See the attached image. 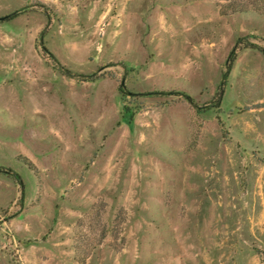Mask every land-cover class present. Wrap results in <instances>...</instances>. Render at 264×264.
<instances>
[{"label":"rangeland","instance_id":"rangeland-1","mask_svg":"<svg viewBox=\"0 0 264 264\" xmlns=\"http://www.w3.org/2000/svg\"><path fill=\"white\" fill-rule=\"evenodd\" d=\"M231 1L0 0V264H263L264 12Z\"/></svg>","mask_w":264,"mask_h":264},{"label":"trees","instance_id":"trees-1","mask_svg":"<svg viewBox=\"0 0 264 264\" xmlns=\"http://www.w3.org/2000/svg\"><path fill=\"white\" fill-rule=\"evenodd\" d=\"M250 9H255V10H259V11L264 12V0H232L226 6V10L224 11V13H226V11L245 13V12L249 11ZM44 50H45V52H47V50L45 48H44ZM60 69L62 72L66 71L61 66H60ZM66 73L69 77H72V78L76 77V74H74L70 71H66L65 74ZM122 87H124V86H122ZM124 93H125L124 94L125 97H129L130 95H132L130 92H127L126 90L124 91ZM171 93H175V92H171ZM178 95L184 96L192 105H194L195 102L191 98V96L180 94V93ZM124 110H125V113H124L123 119L125 122H127L128 125H132L135 117L141 112L140 108L133 106V105L129 106V104H128V106H125ZM22 159H23V162H25L29 167L32 166L31 161L28 158L22 157ZM5 171H6L5 168L0 167L1 173L5 172ZM9 172H11L14 177L18 178V181L22 185L21 178L16 173L12 172L11 170H9ZM258 253L261 254V257L263 258V264H264V252L262 251V252H258Z\"/></svg>","mask_w":264,"mask_h":264}]
</instances>
